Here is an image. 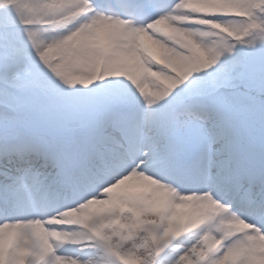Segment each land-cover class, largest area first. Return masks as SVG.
Instances as JSON below:
<instances>
[{"label":"snow or ice","instance_id":"6c2138e0","mask_svg":"<svg viewBox=\"0 0 264 264\" xmlns=\"http://www.w3.org/2000/svg\"><path fill=\"white\" fill-rule=\"evenodd\" d=\"M0 264H264V0H0Z\"/></svg>","mask_w":264,"mask_h":264}]
</instances>
